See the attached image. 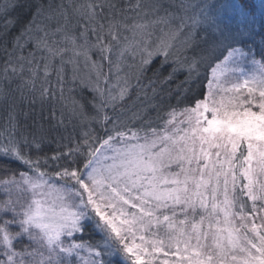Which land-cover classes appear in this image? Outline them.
I'll return each mask as SVG.
<instances>
[{"label": "snow or ice", "instance_id": "obj_1", "mask_svg": "<svg viewBox=\"0 0 264 264\" xmlns=\"http://www.w3.org/2000/svg\"><path fill=\"white\" fill-rule=\"evenodd\" d=\"M255 23L213 0H0V264H264Z\"/></svg>", "mask_w": 264, "mask_h": 264}, {"label": "trees", "instance_id": "obj_2", "mask_svg": "<svg viewBox=\"0 0 264 264\" xmlns=\"http://www.w3.org/2000/svg\"><path fill=\"white\" fill-rule=\"evenodd\" d=\"M213 2L215 3H224V4H236V5H239V4H244L248 9H250L251 13L253 14L254 16V19L256 21L255 23V28L256 30L259 32L261 31V24L264 23V0H213ZM257 40H259V37H257ZM158 63V61H157ZM156 65L154 64L153 67H155ZM104 71H107V68L104 69ZM167 71H168V68L166 67L163 72H162V75H166L167 74ZM149 77L152 76V71L150 70L147 74ZM183 75H179L178 78H177V81H172L170 82L171 83V86L173 88H175V84L180 81V80H183ZM134 98V96H133ZM175 101L173 100V103ZM36 108V111L35 112H31L29 110V107L26 103H23V104H20V108L24 111V112H28L29 115L27 116V118H25L24 116H21L20 119H21V122L22 123H27L28 125H32L33 121L36 120L38 123L39 122H42L45 124V126H47L49 123H50V120L48 119H44V120H41V113H40V110H39V105H35L33 106ZM48 115V110L45 109V112H44V116H47ZM3 117V112H0V118ZM44 148H45V151H49L50 149H53L55 148V144H45L44 145Z\"/></svg>", "mask_w": 264, "mask_h": 264}]
</instances>
